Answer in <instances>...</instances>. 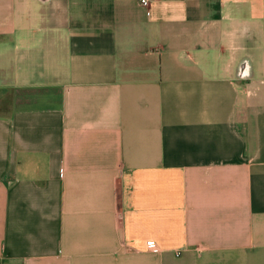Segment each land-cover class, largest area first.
Here are the masks:
<instances>
[{
    "label": "crops",
    "instance_id": "1",
    "mask_svg": "<svg viewBox=\"0 0 264 264\" xmlns=\"http://www.w3.org/2000/svg\"><path fill=\"white\" fill-rule=\"evenodd\" d=\"M3 101L0 264H264V0H0Z\"/></svg>",
    "mask_w": 264,
    "mask_h": 264
},
{
    "label": "built area",
    "instance_id": "2",
    "mask_svg": "<svg viewBox=\"0 0 264 264\" xmlns=\"http://www.w3.org/2000/svg\"><path fill=\"white\" fill-rule=\"evenodd\" d=\"M138 1H139V3H140L142 6L146 7V9H147V11H148L149 0H138ZM147 244H148V246H149V249H150L152 252H158V251H159V247H158V245H157L154 241L149 240V241H147ZM178 254H179V252L177 251V252H176V255H178Z\"/></svg>",
    "mask_w": 264,
    "mask_h": 264
},
{
    "label": "rangeland",
    "instance_id": "3",
    "mask_svg": "<svg viewBox=\"0 0 264 264\" xmlns=\"http://www.w3.org/2000/svg\"><path fill=\"white\" fill-rule=\"evenodd\" d=\"M9 96H10V95H8L7 97H9ZM7 97H6V98H4L3 100H5V99H8ZM5 106H6V104H5V101H3V106H2V107H0V108H2V109H5V108H6Z\"/></svg>",
    "mask_w": 264,
    "mask_h": 264
}]
</instances>
